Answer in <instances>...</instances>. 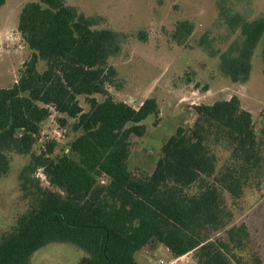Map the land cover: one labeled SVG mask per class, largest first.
<instances>
[{
    "label": "trees",
    "instance_id": "16d2710c",
    "mask_svg": "<svg viewBox=\"0 0 264 264\" xmlns=\"http://www.w3.org/2000/svg\"><path fill=\"white\" fill-rule=\"evenodd\" d=\"M238 1L218 0L226 35L209 30L199 43L219 57L225 76L246 83L264 40V16L245 17L235 9ZM100 19L66 0H31L22 7L18 31L31 55L17 80L0 87V178L11 169V153L29 156L19 175L28 206L0 234V264H29L53 242L86 251L81 264H146L144 250L156 244L176 258L193 253L196 264H250L239 249L251 232L245 222H233L228 198L240 199L264 182V122L259 125L237 95L196 105L194 124L178 126L154 170L136 176L128 162L132 137L145 135L144 121L159 114V104L147 97L134 107L109 91L119 88L113 58L127 35ZM194 27L179 20L172 38L183 43ZM52 110L65 114L60 125L77 133L67 151L55 153V140L35 149ZM220 149L228 152L223 160ZM39 169L49 186L36 177ZM254 259L261 264L259 255Z\"/></svg>",
    "mask_w": 264,
    "mask_h": 264
},
{
    "label": "rangeland",
    "instance_id": "374dc122",
    "mask_svg": "<svg viewBox=\"0 0 264 264\" xmlns=\"http://www.w3.org/2000/svg\"><path fill=\"white\" fill-rule=\"evenodd\" d=\"M31 0H7L0 8V87L12 85L24 68L31 50L18 31L20 12ZM84 12L99 16L103 26H112L127 35L123 49L113 58L118 71V87L109 91L118 99L139 107L147 97H156L160 112L150 115L144 123L147 131L142 137H132L129 167L136 176L151 173L159 159L162 145L183 125L190 127L197 115L195 106L212 104L217 100L237 95L242 106L250 110L258 124L264 122V40L253 56V69L246 83L233 82L219 67V57L211 56L199 43L206 31L213 30L225 36V28L219 25L218 0H66ZM235 9L249 19L264 16V0H243L235 3ZM194 22L193 33L183 43L172 38L179 20ZM221 46L224 39H217ZM230 41V39H228ZM223 43V45H222ZM44 63L39 64L43 69ZM205 87L208 90H204ZM84 110L89 109L85 96L79 97ZM102 99V97H99ZM65 114L52 110L43 121L36 136L35 149L45 148V143L55 140V153L65 151L77 133L70 126L60 125ZM73 122L72 118L67 119ZM222 160L228 152L220 149ZM11 169L0 178V234L10 229L20 213L28 206L21 189L19 175L30 157L11 153ZM43 185L49 186L43 170L36 172ZM264 181V180H263ZM234 212L233 222H245L251 237L239 249L243 260L255 263L259 255L264 264V182L259 180L248 188L240 199L228 198ZM146 264L166 263L176 258L164 244H156L144 250ZM87 252L71 242H53L38 249L29 264H81ZM139 257V256H138ZM180 264H196L194 254L181 258Z\"/></svg>",
    "mask_w": 264,
    "mask_h": 264
},
{
    "label": "built area",
    "instance_id": "2783aa9c",
    "mask_svg": "<svg viewBox=\"0 0 264 264\" xmlns=\"http://www.w3.org/2000/svg\"><path fill=\"white\" fill-rule=\"evenodd\" d=\"M102 182H104V181H102ZM187 255V254H186ZM186 255H183V256H181V257H177V258H174V259H172L170 262H168V263H166L164 260H162V259H160L159 260V264H180V260H181V258H184Z\"/></svg>",
    "mask_w": 264,
    "mask_h": 264
},
{
    "label": "crops",
    "instance_id": "0c3cea01",
    "mask_svg": "<svg viewBox=\"0 0 264 264\" xmlns=\"http://www.w3.org/2000/svg\"><path fill=\"white\" fill-rule=\"evenodd\" d=\"M189 254H191V255H192L193 253H189Z\"/></svg>",
    "mask_w": 264,
    "mask_h": 264
}]
</instances>
